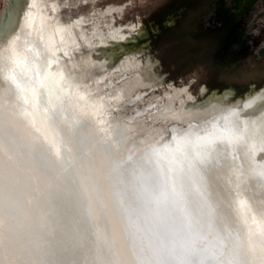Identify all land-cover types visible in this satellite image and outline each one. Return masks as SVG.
<instances>
[{
	"label": "bare ground",
	"instance_id": "obj_1",
	"mask_svg": "<svg viewBox=\"0 0 264 264\" xmlns=\"http://www.w3.org/2000/svg\"><path fill=\"white\" fill-rule=\"evenodd\" d=\"M40 6L9 0L0 22V264H167V247L140 232L129 202L136 180L160 194L159 172L168 168L187 171L198 207L208 211V198L237 217L231 239L220 236L224 247L200 241L193 264H264V91L239 107L216 95V111L201 119L184 107L186 123L173 122L169 139L130 149L124 168L103 178L97 150L116 154L108 121L47 44ZM194 179H204L205 203ZM138 197L143 216L150 203Z\"/></svg>",
	"mask_w": 264,
	"mask_h": 264
},
{
	"label": "rangeland",
	"instance_id": "obj_2",
	"mask_svg": "<svg viewBox=\"0 0 264 264\" xmlns=\"http://www.w3.org/2000/svg\"><path fill=\"white\" fill-rule=\"evenodd\" d=\"M8 3L0 0V22ZM40 3L47 44L108 121L119 159L97 150L103 178L124 168L130 149L169 139L173 122L186 123L184 107L201 119L216 111V95L239 107L264 91V0ZM146 71L152 82L136 86Z\"/></svg>",
	"mask_w": 264,
	"mask_h": 264
},
{
	"label": "water",
	"instance_id": "obj_3",
	"mask_svg": "<svg viewBox=\"0 0 264 264\" xmlns=\"http://www.w3.org/2000/svg\"><path fill=\"white\" fill-rule=\"evenodd\" d=\"M160 164H165V162L162 161ZM160 167L162 168L163 165ZM159 177V184H161L163 188L160 186L162 189H160L161 193H156V197L159 195L162 196V199L165 200V202L163 201L164 204L162 203L160 206L156 205L157 200L160 199H157L158 197L156 198L155 194H151V197L149 191L146 190V186L143 187V185L136 180V186L134 187L131 185L134 191H132L130 195L131 197L136 194L134 197L135 200H130L129 202L131 204V209L134 210V214L136 215L130 214L129 218H133V221L136 220L135 225L142 234H146L149 237L153 236L156 241L161 242L162 245L167 247V253L165 252L166 255L168 254L167 264H190L191 262L193 264L194 259H196L193 256L194 252H199V255H203V248L200 246V241L202 240H209L211 246L219 243L221 244L219 245L220 247H224V240L222 242L220 236L222 235L225 240L231 239L229 234H231V230L233 231V228L237 225V217L235 219L230 218V216L232 217L231 214H226L223 211H215L212 208L211 202H209L210 200L207 198L208 195L205 191V193H202V187L204 186L202 183H204V179L203 181L202 179H198L200 184H198L195 179L193 182L199 198H202L204 203V198H207L206 203L209 205L208 211H205L204 207H198L194 202L192 196L193 190L191 191L189 189L188 183H190V176L187 171L179 172L177 168H168L166 175L163 170L159 172ZM205 180L207 182V179ZM140 193L141 197L145 199L144 201L150 203V205L147 204L148 207L146 205L144 210L145 214L143 216L138 213L139 206H141V198L138 197ZM172 194L176 196L177 202L170 200V195ZM145 196H149L148 199H146ZM137 197L139 198L138 200ZM175 203H177L176 206ZM246 209L247 212L249 211L251 213L252 210L249 208ZM133 215L134 217H132ZM215 215L218 216L216 220ZM218 228H223L225 235L222 234ZM212 235L214 237H212ZM184 257H186L185 261Z\"/></svg>",
	"mask_w": 264,
	"mask_h": 264
}]
</instances>
